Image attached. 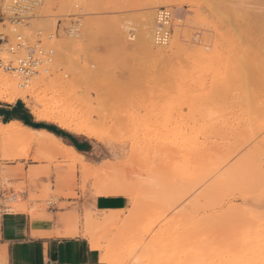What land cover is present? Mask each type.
<instances>
[{"label":"rangeland","instance_id":"obj_1","mask_svg":"<svg viewBox=\"0 0 264 264\" xmlns=\"http://www.w3.org/2000/svg\"><path fill=\"white\" fill-rule=\"evenodd\" d=\"M64 1L50 0L52 5L43 8H51L50 15L67 14L59 17L61 27L77 13V1L67 9ZM82 2L77 5L80 41L60 33L56 45L62 50L55 48L49 78H65L62 90L86 100L77 110L90 114L103 139L36 120L66 134L60 138L82 156V162L74 158L73 167V159L32 144L13 141L2 150L1 134L0 205L33 217L58 211L64 235L69 225L87 242L91 228L86 220L94 225L108 221L110 236H121L126 264H241L244 254L242 263L264 264V75L262 85L255 81L257 72H264V0ZM162 8L171 12V21L164 45L168 58L161 61L137 41L145 20ZM35 20L33 26L49 30L56 17ZM172 40L183 51L207 46L211 62L202 66L195 58L174 55L168 46ZM197 67L200 74L203 67L208 72L201 78ZM70 69L82 75L74 77ZM241 70L249 72L238 74ZM212 76L213 81L231 77L223 80L226 87L230 83L224 95L219 90L210 96ZM197 78L205 80L207 90ZM5 105L10 104L0 101ZM13 154L22 156L1 160ZM257 157L259 171L240 173L244 162ZM80 162L88 166L83 170ZM205 164L213 169L202 176ZM86 194L125 197L127 206L95 211L67 202ZM100 235L95 231V237ZM98 249L105 255L104 244Z\"/></svg>","mask_w":264,"mask_h":264},{"label":"bare ground","instance_id":"obj_2","mask_svg":"<svg viewBox=\"0 0 264 264\" xmlns=\"http://www.w3.org/2000/svg\"><path fill=\"white\" fill-rule=\"evenodd\" d=\"M74 1H77V4ZM82 1L83 0H65L63 3H64V6H65V9H67V8H70L72 3L74 2L75 3L74 6L76 5L75 8H77L76 11H77V13H79L80 9L78 8L77 5H79ZM49 2H50V0H45V3H48V5H50ZM56 2H58V1H56ZM45 3H44V5H45ZM60 3H59V5H60ZM54 4H55V2H54ZM81 4H83V2ZM47 6H45V7H47ZM43 8H44V6H42L36 12L34 20L35 19L36 20L37 19L38 20L42 19V20L52 21V20H55L56 16H65V15H67L65 13L63 15H58V14L50 15L49 12H52L53 10L52 11L48 10L49 7H47V10L44 11ZM49 9H51V8H49ZM41 11H43V12H41ZM156 18H157L156 14L153 12L149 16V18H148L149 20L148 19L145 20V21H148L147 25H144L145 23L143 24L144 27L142 28V31L139 34L140 37L138 35L139 40L137 42H139L142 46H144V48H146L147 50L150 51V54H149V52H146L147 54H149V56L151 55L150 57H154V59H156V60L158 59V60L162 61V60H167V58H168V56L166 55V53L168 52V51H166V49H168V48L164 46L165 45L164 43H159L156 40V37H155V34H154L155 28L158 27V24L156 23ZM85 23H87V21ZM111 26H113V25H111ZM88 27H89V25H88ZM80 28H81V25L79 24L78 26H76L74 32H72L69 35H65V36H67V37H69V38H71V39L76 41L81 35V29ZM113 28H114V26H113ZM116 30H118V29H116ZM60 33H62V32L61 31L59 32V37H60ZM84 34H85V31H84ZM125 36L130 41L135 40V37H133L132 34H130V35L126 34ZM58 39L59 38H56L55 40H52L51 45L53 46L54 49L56 48L57 51H61L62 48L57 46L58 44L56 43V41ZM79 39H78V41H80ZM136 40H137V38H136ZM71 42H72V40H71ZM168 46H170L169 50H171L174 53V55L183 56V58L187 57L188 59L190 57H192L193 59L195 58V60H197L196 62L197 63H201L202 66H205L204 62H208L209 60L211 62V58L213 56V54H211V52L210 53H209V51H207L208 53L205 52V50L208 49L207 46L205 47V50L201 49V50L195 51V52H191V51H188V50H184L183 51V49L180 48V45L177 43L176 40H172V42H170V44ZM79 53H81V52H79ZM62 56L63 55L61 54V57ZM57 58L58 59L60 58L59 54L57 55ZM62 59H63V57H62ZM62 62L64 63V61H62ZM53 63L48 66L49 72H51V70H52ZM55 63H56V61H55ZM165 63H166V61H165ZM64 65H65V63H64ZM75 66H77V65H75ZM82 67H84L83 64H82ZM199 67L202 69L201 66H199ZM199 67H197L198 71H199V73H197V74L200 75L201 78H202V74L205 75L204 73L206 72V69L203 67V70L205 72L203 71V73L201 72V74H200V70H199L200 68ZM77 70L76 69L71 70V72H74V73H72V74H74V77H79L80 75H82V71L79 72V70L78 71ZM83 70H84V68H83ZM88 70L89 69H87V72H85V73L88 74ZM207 70H209V68ZM49 72L46 75L41 74V75H38V76H34L31 79L30 85L27 88H25V89H18L17 86H16L15 79L13 77L9 76L8 74L0 72V101L4 102V103H7V104H11L15 100L20 99L30 109V112H31L32 116L35 118V120L44 121V122H50V123H53V124L57 125L59 128H61L63 130H66V131H69V132H71L73 134L82 135V136H85L86 138H90V139L101 141L103 138L101 137V135L99 133L100 130L99 129H98V131L96 130L97 129V125H96V123H92V121L90 120V114L88 112L87 113L82 112L81 111L82 108L81 109L78 108L79 110H77V107H79L78 105L81 104L80 106H82L83 104H85L86 100L85 99L81 100V98H78V97H76L74 95H70L68 93H65L62 90L63 85L65 83V80H64L65 78L62 79L63 78L62 77V78H59V80H57L58 78H56V77H55L56 80L54 78H49ZM90 72L91 71L89 70V75H90ZM231 72H233V71H231ZM237 72H238V74L239 73L241 74V72L247 73L249 71L241 70V71H237ZM216 73L217 72L215 71L214 75H216ZM224 73H226V72H224ZM230 73H228V76H229ZM218 74L220 76L219 72L217 73V76H218ZM261 75H264V72L263 71H258L257 72V76H256V80H255V81H258V82H256V84H260V81H261V85H262L263 81L260 80L261 77H262ZM228 76L225 77L226 81L231 79V77H228ZM234 76H235V74H234ZM234 76H232V77H234ZM225 79L222 78L221 80H218V81L214 80L213 81V76H212L211 80L213 82H210L211 86L209 85V82H208V85L210 86V88H208L210 96H211V94H214V92H215L214 96H216V94H217L216 92L219 91V90H221V94L224 95L223 94L224 90L226 92V88L230 84L228 82L227 83L228 85L226 87L225 86V82H223V80L225 81ZM262 79H264V78L262 77ZM197 80H199L198 84L201 85V83H202V86L207 90V87L204 86L205 80L203 82L199 78H197ZM231 83H233L232 80H231ZM200 88H201V86H200ZM197 90H199V89H197ZM199 91H201V89ZM222 91H223V93H222ZM219 94H220V92H219ZM206 97H204V98H206ZM211 97H213V96H211ZM29 98L32 99V103L33 104L29 103V101H28ZM217 99H218V97H217ZM38 113L40 115H44V116L49 117V119H39L38 115H37ZM202 116H204V115H202ZM220 129H222V128H220ZM220 129H219V131H220ZM215 130H216V128H215ZM1 134H2V137H3V135H5V138L3 137L4 140L2 139L3 140L2 146H1L2 150L6 149V147L11 142L15 141V142H20V143H25V144H28V145H30V144L35 145L37 148H41L43 151L51 152L53 154H56L57 156L59 155L62 158H65L67 160L68 159H73V164H72L73 167H75V165H76V163L74 162V158L78 159L79 161L81 160V162H82V156L80 154H78L73 148L65 145L59 138H57L52 133L47 132L46 130H35V129H32V128L25 127L19 122L11 121V122H9V123H7L5 125H2L0 123V137H1ZM21 156L18 155V154H13V155L9 156L8 158L1 159V160L15 161L17 159H20ZM23 157L25 158V156H23ZM33 160H37V159H33ZM251 160L247 161V163L244 162L243 166L240 167L241 169H239L240 173L250 174L251 171H252V173H255V172L259 171L258 168H257V167H259L258 164L260 162L258 157L256 158V160H252V161ZM79 161H78V163H79ZM70 162H72V161H70ZM261 163H262V161H261ZM80 165H81L83 170L88 166L85 163H81ZM104 165H107V164L105 163ZM259 165L261 167V164H259ZM81 167H80V169H81ZM202 167H203L202 176H206V174L211 172L212 169H213V167L211 165H206V164L203 165ZM255 169L257 171L253 172V170H255ZM224 182H226V181H224ZM219 187H220V185H219ZM206 200H208V199H203V202L206 201ZM107 222H105L103 224L94 225L92 223V221L86 220L85 224L88 227L91 228V230L86 233V235L89 238L88 239L89 246H90V248L92 250H97L100 246H102V244H104V246L106 247V250H105L106 258L105 259H106L107 264H126L129 261V259L127 258V254L123 251V248H122L123 241L120 238H118L120 235H117L118 237L117 236H115V237H111L110 236V235H112V236L114 235V234H112L113 228L111 227L112 228L111 229L110 228L111 225H109V224L107 225ZM95 231L96 232H101L102 235H100L99 237H95L94 236ZM109 236H110V238H109ZM105 242H106V244H105ZM244 255L246 256V254H244ZM245 256H243V257L245 258ZM243 257H242V259H244ZM242 259H240L241 260V264H253L254 263L253 261L252 262L250 260L248 261V259H246V260L249 263L246 260H245L246 262L244 261V263H242L243 262ZM249 259H252V258L249 257ZM254 259H255V257H254ZM258 263L261 264L260 261H258ZM132 264H142V262L140 260H135ZM237 264H240V261L237 262Z\"/></svg>","mask_w":264,"mask_h":264},{"label":"crops","instance_id":"obj_3","mask_svg":"<svg viewBox=\"0 0 264 264\" xmlns=\"http://www.w3.org/2000/svg\"><path fill=\"white\" fill-rule=\"evenodd\" d=\"M13 115L38 123L29 114L25 104L19 101L0 106V121L3 123L16 121L29 127L15 119ZM58 138L63 142L62 138ZM1 197L0 190V201ZM67 202L95 211L121 210L127 206L125 197L89 194L79 195L78 198ZM57 213L58 211L52 210L48 212V216L33 217L22 212H12L0 205V264H102L101 261L105 262L104 252L102 254L99 252L102 249L92 250L87 240L77 236V231L71 230L69 225L64 235L63 225L58 221Z\"/></svg>","mask_w":264,"mask_h":264},{"label":"built area","instance_id":"obj_4","mask_svg":"<svg viewBox=\"0 0 264 264\" xmlns=\"http://www.w3.org/2000/svg\"><path fill=\"white\" fill-rule=\"evenodd\" d=\"M44 3L45 0H0V72L13 77L18 89L27 88L34 76L49 72L48 66L54 62L56 52L52 40L59 38L60 31L71 34L79 25L81 14L75 13L68 15L71 20L63 27L59 17L64 16H56L54 28L49 30L33 26L35 14ZM156 17V40L166 44L171 12L162 8ZM13 200L14 197L9 198Z\"/></svg>","mask_w":264,"mask_h":264},{"label":"trees","instance_id":"obj_5","mask_svg":"<svg viewBox=\"0 0 264 264\" xmlns=\"http://www.w3.org/2000/svg\"><path fill=\"white\" fill-rule=\"evenodd\" d=\"M13 116L15 117V119L20 120L24 125H27V126L33 128V129H44V130H47L48 132L53 133L57 137H61V136H65L66 135L62 130L58 129L54 125L46 124V123H43V122L35 123V122L27 121V120L23 119L19 115H13Z\"/></svg>","mask_w":264,"mask_h":264},{"label":"snow or ice","instance_id":"obj_6","mask_svg":"<svg viewBox=\"0 0 264 264\" xmlns=\"http://www.w3.org/2000/svg\"><path fill=\"white\" fill-rule=\"evenodd\" d=\"M39 119H49V117L40 115L39 113L37 114Z\"/></svg>","mask_w":264,"mask_h":264}]
</instances>
